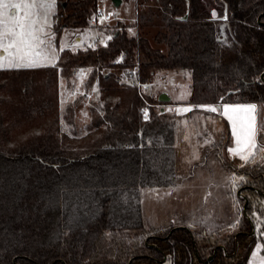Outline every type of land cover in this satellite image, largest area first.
<instances>
[{
    "label": "trees",
    "instance_id": "16d2710c",
    "mask_svg": "<svg viewBox=\"0 0 264 264\" xmlns=\"http://www.w3.org/2000/svg\"><path fill=\"white\" fill-rule=\"evenodd\" d=\"M98 1L55 0V43L66 28L87 27ZM141 1L150 13H140L136 27L156 20L161 28L152 37L163 50L116 21L103 42L61 49L51 66L0 69V264H246L255 241L264 257V129L248 161L233 165L221 156L231 207L222 234L147 227L139 192L173 185L176 118L123 80L133 72L147 83L156 71L184 69L193 105L264 106V0H209L215 16L204 0ZM84 67L101 106L91 109L82 135H67L57 81ZM200 112L210 113L194 108L185 116ZM228 141L229 133L223 146Z\"/></svg>",
    "mask_w": 264,
    "mask_h": 264
},
{
    "label": "rangeland",
    "instance_id": "374dc122",
    "mask_svg": "<svg viewBox=\"0 0 264 264\" xmlns=\"http://www.w3.org/2000/svg\"><path fill=\"white\" fill-rule=\"evenodd\" d=\"M40 2L51 3L52 7L49 9L38 6L34 9V18L37 20L34 28L38 30L36 35L43 41L39 49L33 50L32 54L33 59L38 64L51 65L54 63L59 49H83L86 46H92L95 42H103L104 38L101 37L103 31L113 28L116 21H120L127 26V34H142L152 46L161 50L164 49L163 45H158L153 41V34L161 28L156 20H154V23L146 22L141 29L136 27L139 14L142 13L148 17L150 13V10L147 11L146 9L148 4L146 1L121 0L117 6H114L111 0H99L97 3L98 8L102 11V14L108 13L110 19L103 20V17L99 16V19L94 18L92 20V15L89 18V25L82 31L71 28L63 30L57 39V44L53 40L52 32V14L58 11L55 7V0H38V4ZM204 3L207 5L209 13L213 15L215 11L212 9V2L204 0ZM152 10H154V7ZM8 11L14 12L15 10L9 9ZM45 18L47 22H45ZM224 28L225 26L221 22L218 26L220 35L223 36L221 38L227 39L223 35ZM39 29H42V31H39ZM77 35L81 37L80 41L73 39ZM10 39L11 37H9ZM35 51H39L40 56H35ZM44 57H47L48 60H44ZM0 60H3L5 64L9 60L16 62L18 60L16 49L10 48L8 51L0 49ZM21 67L26 68V66ZM12 68L18 69L19 67ZM89 70V67L79 68L75 74L70 75L68 78H58V121L60 130L67 135L72 133L78 136L82 135L85 132L91 109L99 110L101 106L98 102L99 88H97L96 81L90 85L85 84ZM165 73V77H160L161 71H157L154 79L145 83L147 87L138 91L142 95L147 94L153 96V98H156L160 93L166 94L167 92L172 99L183 100L189 92L190 80L187 71L184 69H169ZM127 79L123 80L131 81V77ZM167 102L156 104L155 108H158V106L163 107ZM68 104L72 105L73 110L71 113L66 110ZM263 108V105L258 104L259 124L257 132H259L260 124L264 120ZM165 112L171 114L168 108ZM175 135L176 154L174 159L178 169L177 172L180 176L186 177L180 180L182 185L175 188L177 191L175 195L171 186L140 189L139 201L144 224L152 228H167L170 225L187 226L195 232L205 230L208 233L217 229L222 234V231L226 230L222 225L231 216L229 215L231 211L229 199L225 197L227 175L219 165L221 156L229 159L224 153L225 146H223L227 140L225 124L217 115L209 116L202 112L193 113L188 117L177 120ZM232 160H234L233 165L239 162L236 158ZM260 246L258 241L253 242L250 246L246 264H264ZM204 263L205 261L198 263L194 260L192 264Z\"/></svg>",
    "mask_w": 264,
    "mask_h": 264
},
{
    "label": "snow or ice",
    "instance_id": "6c2138e0",
    "mask_svg": "<svg viewBox=\"0 0 264 264\" xmlns=\"http://www.w3.org/2000/svg\"><path fill=\"white\" fill-rule=\"evenodd\" d=\"M38 6L50 9L52 4L43 2L38 4V0H0V49L8 51L10 48H15L18 55L16 62L9 60L5 64L3 60H0V69L5 67L45 66L44 64H38L32 55L33 50L39 49V46L43 44V41L36 35L38 30L34 28L37 23L34 18V9ZM9 9L15 11L9 12ZM213 15L215 16V13ZM45 22H47L46 18ZM39 31H42V29H39ZM9 37H11L10 40ZM35 56H40V52L35 51ZM43 59L48 60L47 57ZM189 110L185 109V111ZM205 110L217 111L214 107H207ZM229 113H243L244 115L242 117L233 116L228 115ZM224 114L232 122L233 135L237 143V149H230V153L239 155L242 160L248 161L259 150L255 143V135L258 128L257 118L259 115L257 106L255 104L235 107L226 106ZM145 119H147V113H145ZM238 121L240 122V131H237L236 127ZM260 127L264 129V126ZM241 145L243 146L242 148Z\"/></svg>",
    "mask_w": 264,
    "mask_h": 264
},
{
    "label": "crops",
    "instance_id": "0c3cea01",
    "mask_svg": "<svg viewBox=\"0 0 264 264\" xmlns=\"http://www.w3.org/2000/svg\"><path fill=\"white\" fill-rule=\"evenodd\" d=\"M73 39H75V40H81V37L79 36V35H77V36H74L73 37ZM70 49V48H69ZM59 50H61V49H59ZM58 50V51H59ZM70 50H72V51H74L73 49H70ZM58 51H57V54H58ZM57 54H56V56H57ZM58 57V56H57ZM57 59V58H56ZM56 61V60H55ZM55 63V62H54ZM54 63H52L51 65H53ZM51 65H45V66H51ZM35 68V67H34ZM166 70H169V69H166ZM171 70H175V69H171ZM77 71V70H76ZM76 71H75V73H76ZM157 72V71H156ZM156 72L151 76V78H150V81L152 80V79H154V76L155 75H157L156 74ZM166 71H161V76L160 77H165V75H166V73H165ZM75 73H73V74H75ZM190 80V79H189ZM149 81V82H150ZM190 84V83H189ZM189 88H190V85H189ZM165 94V93H164ZM166 94H167V92H166ZM165 94V95H166ZM159 95V94H158ZM157 95V96H158ZM168 96V99H169V101L167 102V101H165V102H167L166 103V105L165 106H163L162 107V109L164 110V111H166L167 110V108H168V110H170V112H171V114L174 116V118H176V122H177V120H179V119H182L183 117H186L185 116V114L186 113H188L189 111H191L192 109H194V108H197V109H202V110H205L207 107H214V108H216L217 109V111H215V112H213V113H218V117H220L222 120H223V122L225 121V123H226V128H227V133H229V141H228V143H227V145L224 147V153H225V155L229 158V159H234V158H236L237 160H239V163L240 164H242V163H244L245 162V160H242L241 158H240V156L239 155H234V154H231L230 153V149H237V143H236V140H235V137H234V135H233V125H232V122L228 119V117H227V115H225L224 114V108L226 107V106H233V107H235V106H239V105H249V104H255L256 106H257V109H258V104L257 103H254V102H249V103H247V102H234V101H232V102H221V103H216V105H214V104H199V105H193V104H191V103H189L188 101H187V99H188V96H189V92H188V94H187V96L186 97H184L183 98V100H174V99H172L171 97H170V95L169 94H167ZM167 99V100H168ZM185 109H190L189 111H185ZM207 111V110H206ZM210 113H203V114H206V115H209V116H214L211 112L212 111H209ZM228 115H233V116H243L244 114L243 113H229ZM90 118V117H89ZM88 122H89V119L87 120ZM257 124H258V118H257ZM236 127H237V131H240V122L238 121L237 122V124H236ZM175 133H176V130H175ZM242 134V133H241ZM257 134H258V132L256 131V135H255V143H257ZM175 135V134H174ZM175 137H176V135H175ZM207 141H208V139H207ZM175 146H176V141L174 140V151H175ZM243 146L241 145V148H242ZM175 154H176V151H175ZM175 170H176V172H175V181H174V183H173V185L171 186V188H173V193H174V195H175V193L177 192L176 190H175V188L177 187H179L180 185H182L181 184V181L180 180H182V179H185V177L184 176H180L179 174H178V172H177V167H176V163H175ZM188 174V173H187ZM225 182H226V180H225Z\"/></svg>",
    "mask_w": 264,
    "mask_h": 264
},
{
    "label": "built area",
    "instance_id": "2783aa9c",
    "mask_svg": "<svg viewBox=\"0 0 264 264\" xmlns=\"http://www.w3.org/2000/svg\"><path fill=\"white\" fill-rule=\"evenodd\" d=\"M99 16H100V17L102 16V17H103V20H109V19H110V15H109L108 13H104V14H102V11H101L99 8H97V9L94 11V13H93V19H92V20H94V18H95V19H99ZM128 75H129V77H131V83L134 84V85L137 87V90L140 91V89H142V88H144V87H147V86L145 85V83H141V82L135 77V74H134L133 72H130ZM140 111L143 113V112H144V108L141 107V108H140Z\"/></svg>",
    "mask_w": 264,
    "mask_h": 264
},
{
    "label": "water",
    "instance_id": "95a60500",
    "mask_svg": "<svg viewBox=\"0 0 264 264\" xmlns=\"http://www.w3.org/2000/svg\"><path fill=\"white\" fill-rule=\"evenodd\" d=\"M111 2H112V4H113L114 6H115V5L117 6V4H119V3L121 2V0H111ZM225 17H226V7H225V5H224L222 15H221L219 18L222 19V20H225V19H226ZM258 78H259L260 82L264 84V71H262V72L259 74ZM157 99H158L159 101H163V102H165V101H167L168 97H167V95H165V94H163V93H160V94L157 96ZM161 110H162V109H161ZM261 158L264 160V152H262V154H261ZM211 256H212V254H211V255H208V256L206 257V259H209Z\"/></svg>",
    "mask_w": 264,
    "mask_h": 264
}]
</instances>
